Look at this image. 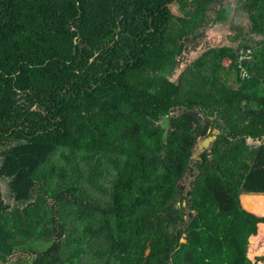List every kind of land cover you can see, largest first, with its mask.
<instances>
[{"label":"trees","instance_id":"1","mask_svg":"<svg viewBox=\"0 0 264 264\" xmlns=\"http://www.w3.org/2000/svg\"><path fill=\"white\" fill-rule=\"evenodd\" d=\"M172 1L0 0L1 263L264 264V0L175 79Z\"/></svg>","mask_w":264,"mask_h":264},{"label":"rangeland","instance_id":"2","mask_svg":"<svg viewBox=\"0 0 264 264\" xmlns=\"http://www.w3.org/2000/svg\"><path fill=\"white\" fill-rule=\"evenodd\" d=\"M169 5L175 13L192 16L196 26L203 32L195 49L182 54L180 64L174 71L172 79H175L185 64L193 60L206 46L227 43L231 40L229 35L238 31L239 27L244 31L248 27V13L240 0H173ZM249 35L251 40L259 38L258 34ZM223 63L226 65L228 60L224 59ZM198 155L196 144L191 158L195 159ZM189 180L190 176L185 177L183 185H187ZM243 210L247 209L243 208ZM181 240L183 241L184 238ZM260 257H262L260 260H256ZM28 258L27 254L15 250L7 263L0 262V264H23ZM254 260L256 263L264 261V254L259 253L254 257Z\"/></svg>","mask_w":264,"mask_h":264},{"label":"built area","instance_id":"3","mask_svg":"<svg viewBox=\"0 0 264 264\" xmlns=\"http://www.w3.org/2000/svg\"><path fill=\"white\" fill-rule=\"evenodd\" d=\"M251 58H252L251 49H246L245 51L241 52L238 62V75L240 79H245L249 76L248 71L246 67L243 65L242 61L249 60Z\"/></svg>","mask_w":264,"mask_h":264},{"label":"water","instance_id":"4","mask_svg":"<svg viewBox=\"0 0 264 264\" xmlns=\"http://www.w3.org/2000/svg\"><path fill=\"white\" fill-rule=\"evenodd\" d=\"M217 132H218V130L216 128H213L211 130V134L210 135L202 137L197 142V152H201L202 150H205L207 147H209L212 144V141L214 140V138L216 137V133Z\"/></svg>","mask_w":264,"mask_h":264}]
</instances>
